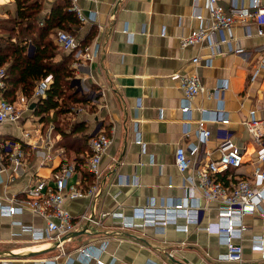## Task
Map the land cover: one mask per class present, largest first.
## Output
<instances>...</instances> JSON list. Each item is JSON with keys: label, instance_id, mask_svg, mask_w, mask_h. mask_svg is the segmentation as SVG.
Here are the masks:
<instances>
[{"label": "crops", "instance_id": "1", "mask_svg": "<svg viewBox=\"0 0 264 264\" xmlns=\"http://www.w3.org/2000/svg\"><path fill=\"white\" fill-rule=\"evenodd\" d=\"M57 1L42 0L41 21ZM208 1L78 0L84 14L96 12L94 23H80L75 36L80 44L94 31L85 46L93 48L97 44L96 56L78 69L72 67L74 61L70 66L73 70L70 86L85 96L84 101L60 116L59 124L49 118L42 120L29 102L18 124L5 122L0 126V146L6 141H20L26 153L19 166H10L2 174L0 198L20 197L36 180H50L61 165L75 164L77 168L79 160H87L86 141L88 147L89 138L99 132H105L112 140L101 160V192L91 203L87 198L66 199L64 208L73 217L87 214L97 218L117 207L129 216L132 208L151 200L161 210L165 200H178L185 192L192 194L190 189H185L186 178L193 174L196 182L197 171L218 158L222 130L244 147L241 176L249 175L262 146L248 133L243 122L252 112L256 118H264V68L260 67L264 64V23L248 19L249 36L246 24H234L226 32L228 37L239 41L244 50L241 55L212 54L207 46L181 47V37L204 24L196 16L208 18ZM217 3L226 10L230 6V0H217ZM261 3L264 5V0ZM15 10L14 0H0V26L12 21ZM259 29L262 35H258ZM221 49L225 51L226 45ZM195 56L200 58L197 66L191 61ZM194 71L207 90L226 82L221 96L222 111L228 119L226 125L214 121L220 103L206 98L205 94L194 98L191 117L185 120L180 110L183 93L172 75H190ZM2 93L0 97L4 99ZM201 110H206L205 126L211 132L204 144L198 143L196 133ZM84 136L86 141L82 143ZM62 138L68 149L58 145ZM137 139L143 144L136 143ZM189 143H195L199 149L191 169L180 173L174 163L175 151L178 147L187 148ZM10 174L12 179L8 180ZM85 179L81 170L76 169L69 183L84 186ZM192 195L199 198L197 190ZM199 205L203 207L199 223L189 225L187 232H179L172 225L158 231L149 225L121 229L111 218L104 219L102 227L82 221L77 225L78 230L87 229L64 244L66 255L46 242L32 244L29 234L11 223L16 220L42 230L45 222L39 216L28 211L12 218L0 215V264H38L56 257L62 263L68 260L67 256L73 259V264H96L94 259L76 258V249L104 238L108 241L107 250L99 257L105 264H235L218 260L217 256L224 251L219 237L204 230L208 223L217 220L218 204L201 199ZM261 207L264 209V200ZM178 222L184 221L180 218ZM244 224L246 230L240 241L243 264H264L261 254L251 248L253 238L264 239V218L258 213L247 214ZM14 234L18 237H13ZM35 250L39 254L22 255ZM8 253L17 256L4 255Z\"/></svg>", "mask_w": 264, "mask_h": 264}, {"label": "built area", "instance_id": "2", "mask_svg": "<svg viewBox=\"0 0 264 264\" xmlns=\"http://www.w3.org/2000/svg\"><path fill=\"white\" fill-rule=\"evenodd\" d=\"M195 1V0H193ZM208 18L203 19L196 16L204 24L188 34L181 37V47L187 46H207L212 54H243L244 50L238 40L228 37L226 32L234 24H246L245 30L247 36L250 31L247 26L248 19H254L258 24L264 23V5L261 0H230V6L226 10L217 3V0H209ZM246 2V4H244ZM70 11H72L81 24L92 22L96 18V12L90 11L88 15L84 14L78 0H70ZM258 35H262V30H258ZM55 40L64 51L74 52V62L72 67L80 68L86 62L92 61L97 53V44L92 47H81L78 40L64 32L57 31ZM226 45L227 49H221ZM194 66L199 64L200 58H192ZM209 63V60H207ZM264 68V64H261ZM179 83V88L183 93V102L181 112L185 114L186 119L191 117V103L198 95L205 94L206 98L218 100L221 105V96L226 89V82H219L211 90H207L200 76L194 71L190 75L173 74ZM255 76H253L254 78ZM51 76L37 82L33 92V99L45 96L49 89ZM6 70L0 66V93L6 87ZM218 106L217 116L214 121L226 125L228 119L222 111V105ZM23 108H19L15 103L9 102L0 97V126L5 122L18 124L23 116ZM206 110H201L202 117L196 122V133L199 144H204L211 135L210 130L205 126L206 119L204 114ZM248 133L253 139L262 146L258 153L257 160L251 166V173L247 176H241L243 167L244 147L235 143L227 131H220V141L217 150L219 156L215 160L209 161L205 168L197 171L196 182L193 174L186 178V190L190 189L192 194L194 190L199 193V198L185 192V196L178 200L167 199L162 202L160 209L156 207L153 200L143 206L134 207L129 216H125L119 207L110 212H102L99 217L94 215L82 214L73 217L65 208L66 199L75 200L78 198H87L90 203L101 192V160L112 140L105 132H99L88 140V157L86 160V169L92 177L91 185L83 187L82 184H71L69 180L76 172L75 164H64L52 176L50 180L38 179L24 190L21 196H11L0 198V215L12 218L28 211L33 215L39 216L45 222V228L35 229L31 225H25L20 221L12 220V225L18 226L22 232H27L32 244L57 242L59 253L66 255L64 244L70 241L69 238L62 242V238L78 230V224L86 221L95 227H102L103 220L111 218L115 220L121 229L141 228L152 226L155 230H163L166 226L172 225L179 232H187L189 225L199 223L202 206L199 200L207 202H216L217 220L208 223L204 230L209 234H215L219 237L220 245L224 249L223 253L218 255L220 262L243 264V250L240 241L243 232L246 230L244 217L247 214L258 213L264 218V209L261 202L264 200V118H256L254 113L248 120L243 122ZM189 127L186 126L185 134L188 135ZM136 143L143 144L137 139ZM5 152L0 151V181L3 173H7L10 166L17 167L25 157L20 141H6L2 143ZM198 145L189 143L186 147H178L175 151L174 163L180 173L187 172L192 167V160L198 152ZM12 174L8 175L11 180ZM226 178L225 181L222 178ZM7 180V183H8ZM183 219L179 224L178 220ZM264 233V228H263ZM18 237V234H14ZM108 241L106 238L96 243H89L79 246L76 249V258L88 261L94 259L96 264H105L100 255L107 250ZM252 250L261 254L264 259V239L263 236L255 237L252 240ZM67 261L60 263L58 257L46 259L38 264H73V259L67 256Z\"/></svg>", "mask_w": 264, "mask_h": 264}, {"label": "trees", "instance_id": "3", "mask_svg": "<svg viewBox=\"0 0 264 264\" xmlns=\"http://www.w3.org/2000/svg\"><path fill=\"white\" fill-rule=\"evenodd\" d=\"M14 1L15 16L5 27L2 23L0 26V66L6 70V87L2 93L3 97L12 103L22 99L29 100L36 115L41 116L42 120L48 121L49 118L56 124L60 116L69 113L72 106L82 104L85 96L75 92L70 86L73 78V70L70 66L74 61V52L61 51L52 35H56L57 31H64L77 37L81 24L76 15L70 11V0L55 2L42 21L40 18L42 0ZM94 33L91 31V34L89 33L84 39L85 41L81 40L80 46L89 44V38H92ZM48 76H51V80L45 96L34 100L32 97L36 81ZM50 112H52L51 115H49ZM59 129L64 137L62 127ZM62 139L58 145L67 148L64 143L65 138ZM85 139L84 136L82 143L86 141ZM87 148L86 141L84 149L87 150ZM22 149L25 153L24 144ZM0 151L5 152L3 147H0ZM77 164L76 169L81 170L86 178L84 186L91 185L92 177L86 169V158L83 162L79 160ZM83 164L85 167H81ZM222 180L226 183L225 177Z\"/></svg>", "mask_w": 264, "mask_h": 264}, {"label": "water", "instance_id": "4", "mask_svg": "<svg viewBox=\"0 0 264 264\" xmlns=\"http://www.w3.org/2000/svg\"><path fill=\"white\" fill-rule=\"evenodd\" d=\"M101 190V189H100ZM98 198V196H96L94 202L96 201V199ZM95 204V203H94ZM93 204V206H94ZM87 228L84 229V231L86 230ZM84 231H76V232H72L70 233L68 236L62 238V242H65L67 238H69L70 240L77 237V236H80L82 234H84L83 232ZM48 246L50 248H57L58 247V243L57 242H51V243H48ZM39 251L38 250H35V251H28V252H25V254H22V255H28V256H33V255H36V254H39L38 253ZM3 255V254H2ZM4 255H10V256H13V257H16L17 255L16 254H13V253H8V254H4Z\"/></svg>", "mask_w": 264, "mask_h": 264}, {"label": "rangeland", "instance_id": "5", "mask_svg": "<svg viewBox=\"0 0 264 264\" xmlns=\"http://www.w3.org/2000/svg\"><path fill=\"white\" fill-rule=\"evenodd\" d=\"M8 24H9V23H8ZM0 32H1V31H0ZM62 50H63V49H62ZM63 51H64V50H63ZM19 103H20V104H18V103L15 102L16 106L19 107V108H23V110H25V109L27 108V106H28L29 100H24V99H22V100L19 101Z\"/></svg>", "mask_w": 264, "mask_h": 264}]
</instances>
